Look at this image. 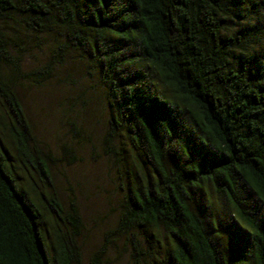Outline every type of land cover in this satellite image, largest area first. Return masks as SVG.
<instances>
[{
	"label": "trees",
	"instance_id": "16d2710c",
	"mask_svg": "<svg viewBox=\"0 0 264 264\" xmlns=\"http://www.w3.org/2000/svg\"><path fill=\"white\" fill-rule=\"evenodd\" d=\"M76 61L107 96L125 191L88 264L118 236L136 264H264V0H0V264H85L78 198L57 185L74 149L46 151L20 96ZM161 230L157 260L142 244Z\"/></svg>",
	"mask_w": 264,
	"mask_h": 264
},
{
	"label": "rangeland",
	"instance_id": "374dc122",
	"mask_svg": "<svg viewBox=\"0 0 264 264\" xmlns=\"http://www.w3.org/2000/svg\"><path fill=\"white\" fill-rule=\"evenodd\" d=\"M33 50L37 57L29 53L26 58L30 69L38 64L39 59L48 61L50 55L46 47ZM96 80L89 77L87 70L76 61L67 63L50 79L28 81L20 88L24 109L35 126L39 144L56 155L63 152V144L74 149L76 157L73 154L63 157L64 164L57 169V185L62 196L74 193L78 198L85 221V235L81 240L85 264L106 242V233L117 227V207L125 193L120 188L121 180L114 159L105 152L103 140L111 109L103 88ZM214 196L218 201L219 197ZM228 235L232 240L233 235ZM158 239L157 248L142 244L145 250L154 251L157 260L164 256L166 232L161 230ZM107 244L101 264H136L127 236H118ZM234 246L236 250L239 245L235 242ZM139 258L142 264H154L152 259L151 263L144 261V255ZM158 264H164L163 260Z\"/></svg>",
	"mask_w": 264,
	"mask_h": 264
}]
</instances>
